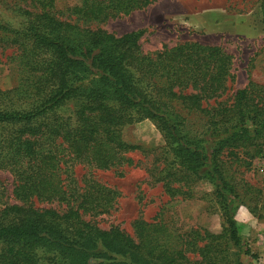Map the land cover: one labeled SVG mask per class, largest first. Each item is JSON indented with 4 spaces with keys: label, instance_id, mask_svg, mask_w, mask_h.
<instances>
[{
    "label": "trees",
    "instance_id": "1",
    "mask_svg": "<svg viewBox=\"0 0 264 264\" xmlns=\"http://www.w3.org/2000/svg\"><path fill=\"white\" fill-rule=\"evenodd\" d=\"M155 1L13 3L21 24L0 29L18 66L16 86L0 89V170L10 173L9 198L17 202L0 201V264H242L253 257L233 214L247 194L257 202L262 191L236 187L226 166H248L264 154V83L248 71L246 85L231 91L232 56L220 46L143 51L142 30L116 35L89 27ZM260 5L264 23V0ZM67 103L70 111L62 112ZM145 119L159 128L160 151L176 165L174 172L163 165L157 181L183 197L193 181L209 182L221 232L173 234L163 221L138 218L131 236L93 221L118 196L93 171L132 163V151H152L123 139L126 126ZM76 164L87 168L81 183L69 175ZM33 199L64 208L37 207Z\"/></svg>",
    "mask_w": 264,
    "mask_h": 264
},
{
    "label": "rangeland",
    "instance_id": "2",
    "mask_svg": "<svg viewBox=\"0 0 264 264\" xmlns=\"http://www.w3.org/2000/svg\"><path fill=\"white\" fill-rule=\"evenodd\" d=\"M14 2L0 0V29L20 26L21 18L13 9ZM72 2L58 0V5L63 7ZM260 3L261 0H156L144 9L92 23L89 27H100L116 35L142 30L139 43L143 51H155L184 42L220 46L232 56V91L246 85L248 71L256 75L254 80L264 83V23ZM12 51L11 46L0 42L2 90L17 84L18 66L12 58ZM71 105L67 103L62 112L68 113ZM123 139L153 150L147 154L132 151L128 153L132 163L93 171L92 178L118 192L112 209L91 217L99 227L118 226L134 236L132 223L141 218L163 221L173 234L186 233L192 228L221 232L223 216L209 182L193 181L189 195L183 197L178 193L169 195L162 182L157 181L158 170L163 165H168L170 172H174L176 165L171 153L160 151L165 142L153 121L145 119L126 126ZM154 166L157 168L153 169ZM226 169L228 179L236 187L241 189L250 185L262 191V198L257 202L250 201L251 195L247 194L245 203L238 204L233 216L244 246L253 254L252 258L243 257L242 264H264V154L254 158L248 166L233 163ZM161 173L165 174L164 171ZM69 175L81 183L85 176L88 177L87 168L76 164ZM0 182L5 185L0 190V201L17 202L9 198L12 177L8 171L0 170ZM172 185L178 186L177 183ZM32 201L37 207L64 208V204Z\"/></svg>",
    "mask_w": 264,
    "mask_h": 264
}]
</instances>
